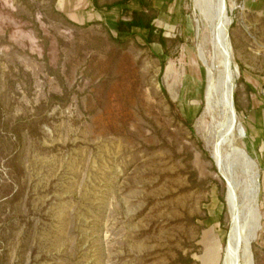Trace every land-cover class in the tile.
<instances>
[{
  "label": "rangeland",
  "instance_id": "rangeland-1",
  "mask_svg": "<svg viewBox=\"0 0 264 264\" xmlns=\"http://www.w3.org/2000/svg\"><path fill=\"white\" fill-rule=\"evenodd\" d=\"M117 1L78 24L57 0H0V264H223L228 175L264 264V0H223L232 147L219 0H145L166 51L117 38L106 23L143 8Z\"/></svg>",
  "mask_w": 264,
  "mask_h": 264
},
{
  "label": "bare ground",
  "instance_id": "bare-ground-1",
  "mask_svg": "<svg viewBox=\"0 0 264 264\" xmlns=\"http://www.w3.org/2000/svg\"><path fill=\"white\" fill-rule=\"evenodd\" d=\"M222 13H223V0H219V7H218V13H217V21L219 22L218 29H217L218 31L217 43H218V46L222 54V62H223V68H224L223 77H224V82L226 85V90L223 93V102H222L223 103L222 107L225 110V111L222 110L224 121L219 125L218 132L216 133L218 134L217 138L219 137L218 139H219V142H221V145L227 144L228 146L232 147L236 143L235 142L236 141L235 132H237L238 134L236 138L238 140V138H243L245 136V131L237 123V117H236L235 110H234V107L231 101V94H232V89H233L231 88V83H233V76H232V71H231V62H230L229 54H228L226 43H225L226 42L225 29L223 27L224 25L221 22ZM211 106L213 105L211 104ZM209 109L210 108H208V110ZM218 145L219 144L216 145L215 157L221 163L222 162L221 155H220L221 153H219L220 151L218 150V147H219ZM236 145H238V143ZM238 151L244 157L247 156L246 152L242 148H238ZM226 180L228 184L226 196H227V202H228L230 216H231V227H230V231L228 234L225 255H224L222 263L223 264H252L250 243H251V240L254 238L255 233L258 229V225L254 224L253 217L251 214L252 213L251 204L253 202V198L247 195L245 201H246V207L248 209L247 211L245 209L243 210V208L239 205V202H238L239 196L237 197V194H236V188H237L236 185L232 182L229 175L226 176ZM242 200H243V197H242Z\"/></svg>",
  "mask_w": 264,
  "mask_h": 264
},
{
  "label": "trees",
  "instance_id": "trees-1",
  "mask_svg": "<svg viewBox=\"0 0 264 264\" xmlns=\"http://www.w3.org/2000/svg\"><path fill=\"white\" fill-rule=\"evenodd\" d=\"M95 8L100 9L98 5V0H92ZM129 0H120L115 3L105 5L104 8L107 10L113 7L121 6L123 3ZM143 5L141 10H135L131 12L129 19H122L116 21L113 26V30L117 33V38H125L133 34V29H141L145 31V41L147 44L157 41V43L166 51L167 38L164 36L162 30H157L154 26V16L148 12V4L145 0H141ZM164 95L168 98L166 90L163 88ZM169 104L174 106V104L169 100Z\"/></svg>",
  "mask_w": 264,
  "mask_h": 264
},
{
  "label": "crops",
  "instance_id": "crops-1",
  "mask_svg": "<svg viewBox=\"0 0 264 264\" xmlns=\"http://www.w3.org/2000/svg\"><path fill=\"white\" fill-rule=\"evenodd\" d=\"M76 4H81V6H75ZM57 7L58 9H65L68 18L78 24H85L91 21L90 17H95V20H105V12L96 9L92 0H57ZM79 9H84L85 11L80 12L78 11ZM115 23L116 21L107 22L106 24L113 28Z\"/></svg>",
  "mask_w": 264,
  "mask_h": 264
}]
</instances>
